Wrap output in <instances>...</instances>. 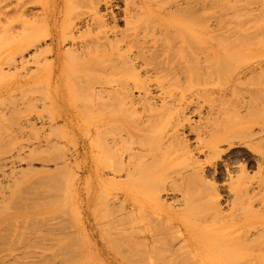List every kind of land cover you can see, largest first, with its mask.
Returning a JSON list of instances; mask_svg holds the SVG:
<instances>
[{
  "label": "bare ground",
  "instance_id": "6f19581e",
  "mask_svg": "<svg viewBox=\"0 0 264 264\" xmlns=\"http://www.w3.org/2000/svg\"><path fill=\"white\" fill-rule=\"evenodd\" d=\"M19 5L26 17L25 41L23 48L11 51L6 59L10 67L20 63L26 70L23 84H49L55 80L58 85L71 78L70 70H95L90 76L93 69H89L90 86L82 90L90 99L87 111L92 137L90 148L84 152L93 185L86 223L92 255L101 264H146L130 262L114 252L104 242L106 238L96 239V183L109 176L101 181L108 188L102 189H109L119 207L128 210L131 220L124 225L133 232L140 230L147 258L156 264H234V254L230 253L246 262L257 259L264 264V249L257 247L259 252L255 253L248 245L251 232L257 228L256 218L241 217L240 222L224 223L209 233L201 229L199 219L194 220L190 210L177 208L178 200L169 203L168 199L176 192L185 195L189 190L212 199L209 186L215 187L214 183L206 181L209 186L205 189L197 183L217 175L227 176L223 187L229 192L235 212L245 211L251 194L264 190V179L246 176V168L234 154L235 149L246 146V139L254 135L251 123L261 122L263 115L253 109L252 96L234 105L223 101L229 93L243 88L251 93L264 91V84L257 80L264 70V48H238L240 38L235 42L237 48H201V0H21ZM38 6L42 12L35 11ZM35 16V23L40 22L37 33L32 31ZM49 55L53 56L51 61ZM215 74L229 77V83L211 86L210 78ZM9 84L0 88V104L17 87ZM66 91L73 100L82 94L71 85ZM59 93L53 87L46 94L52 108ZM237 108L248 109L243 122L231 118L230 109ZM50 122L55 124L54 117ZM97 134L104 142L100 152L107 161L103 164L98 162ZM15 158L14 154L0 157V169L16 164ZM255 160L262 168V156ZM239 170L242 174L237 176ZM107 202L110 211L107 209L105 215L110 212L112 217L114 207L111 210ZM203 205L218 210L215 218L219 217V199ZM103 218L104 225L100 221L98 227L110 222L109 227H113L123 221L119 217L118 223L112 217L107 223ZM145 220L150 224L146 225ZM167 231L175 236L164 248H158ZM103 232L105 236L110 234ZM227 235L230 238L217 241L219 236Z\"/></svg>",
  "mask_w": 264,
  "mask_h": 264
},
{
  "label": "rangeland",
  "instance_id": "374dc122",
  "mask_svg": "<svg viewBox=\"0 0 264 264\" xmlns=\"http://www.w3.org/2000/svg\"><path fill=\"white\" fill-rule=\"evenodd\" d=\"M20 2L21 0H0V82L4 79L3 83H0V88L9 83L12 85L14 83L13 86H15L16 81L21 83L20 86L16 85L14 91L10 90L13 94L9 92L5 95L0 104V157H11L13 154L14 158L16 155V157L19 156L18 159L15 158L16 164L0 169V264H101L100 259L94 255L95 258L92 255L94 253L89 251L91 250L89 249L91 241L90 238L88 239L90 230L86 224L87 216H89L87 214L89 200L93 196V185H91L92 181L89 182L91 179L86 167L84 150L86 149L87 152L90 148L92 134L89 129L90 113L89 110L87 111L90 107V99L87 97L89 95L82 90L90 86L89 79L95 70L92 67L93 71L89 67H84L83 70L69 71L72 76L65 82L82 93L74 95L76 100L70 99L71 95L66 91L69 86L65 85L64 81L58 85L55 80L52 83L49 81V84L29 86L23 84L26 70L20 63H18L19 66L11 65L13 67H10L6 59L11 51L23 48L22 42L25 41L22 36L23 34L25 36L27 30L26 17L22 13ZM38 7L33 9H36L35 11L41 9ZM35 18L38 21V17L35 16L34 23ZM200 21L201 48H237L235 42L240 39L241 44L236 43L239 44L238 48H264V27H260L261 30L259 28L264 24V0H201ZM39 25L40 22L34 24L32 29L34 33H37ZM121 27H124V23H121ZM240 34L241 37H239ZM48 43H51V40H48ZM52 59L53 56L49 55V61ZM87 60L86 58L85 61ZM88 71L92 73L90 76ZM210 80H212L210 85L214 87L229 83V77L226 78L222 74H215ZM257 80L264 84V70L257 76ZM53 87L60 92L56 104H52L55 108H52V102L46 97L49 88ZM64 95H68L69 99L67 96L65 99ZM250 96L254 100L253 109L258 110L257 114L263 115V120L251 123L254 135L246 139V146L235 149L234 154L246 168V176L252 180H262L264 179V163L261 168L255 159L260 156L264 159V91L251 93L243 88L236 93H229L223 101L234 105L244 98L249 100ZM99 99L102 100L101 97ZM98 106L101 105L98 104ZM229 112L233 121L240 118L242 122L249 113L246 108L230 109ZM52 117L55 119L54 125L50 122ZM66 117H69V120ZM101 138L98 134L96 135L99 164L107 161L106 156H102L100 152L104 144ZM5 172H7L6 176ZM241 174L240 170L236 172L237 176ZM105 177L108 179L109 176H104L102 179L107 180ZM226 178L225 175H217L215 179L210 176L197 183L203 189L209 186L206 181L214 183L215 187H209L213 194L212 199H219L220 202L221 211L217 218L215 213L218 210L203 205L210 203L211 197L200 196L194 190H189L185 195L176 192L175 196L168 197L169 203L178 200L177 208L190 210L193 219L200 220L197 222L201 225V229L209 233L216 232L224 223L236 222L241 217L256 218L257 223L254 226L257 228L251 232L248 245H252V249L257 253L259 252L257 247L264 249V200L262 198L264 190H256L255 193H258L256 195L251 194L253 198L245 211L243 209L235 212L232 210L229 192L223 187ZM102 179L96 183L99 184L96 186L99 193L96 192V199L93 202V210H97L94 213H99V220L94 214L99 233L96 239L100 237L99 239L104 241L106 238L104 242L110 244L114 252L130 262L156 264L155 261L147 258L143 246L144 240L138 233L140 230L133 232L124 225L126 221L131 220L129 212L119 207L118 201L114 200L115 196L106 189L108 187L101 184ZM101 186H105L106 191ZM106 193L110 195L107 196ZM109 196L111 202H107ZM106 202L110 206L113 205L112 203L115 204L108 207L111 210L114 207L111 214L116 219L113 220L117 221L120 217L123 219L122 224L114 223L115 226L109 227L111 222L108 223V219L112 217L108 215L110 213L108 211L106 215L110 218L105 215L108 209ZM102 217L107 218L105 219L108 223L105 226L107 229L103 226ZM100 221L105 229L101 228L102 226L98 227ZM145 223L150 224L147 220ZM101 229L110 234L105 236ZM172 236L174 237L175 234L167 231L166 238L158 242V248H164L172 240ZM226 238L230 236H219L217 241H223ZM231 254H234L232 261L234 264L240 262L260 264L257 259L246 262L243 259L240 260L235 253L229 255ZM209 259L216 261L212 257Z\"/></svg>",
  "mask_w": 264,
  "mask_h": 264
}]
</instances>
